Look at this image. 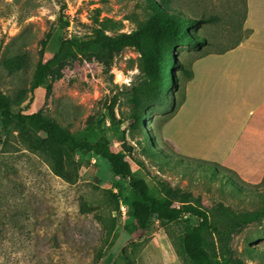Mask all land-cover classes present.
Instances as JSON below:
<instances>
[{"label": "rangeland", "instance_id": "1", "mask_svg": "<svg viewBox=\"0 0 264 264\" xmlns=\"http://www.w3.org/2000/svg\"><path fill=\"white\" fill-rule=\"evenodd\" d=\"M155 1L196 20L188 33L200 43L178 48L179 64L223 52L248 35L245 0ZM147 18L146 0H0V93L14 113H39L76 138H106L175 207L199 203L210 218L208 248L222 264H264V215L238 226L231 220L264 208V183L234 188L223 171L171 155L173 146L161 137V122L172 112L166 105L181 98L179 64L170 70L176 87L166 89V105L151 108L137 128L124 100V87L140 75L133 49L104 61L76 54L49 74L47 86L29 90L38 65L61 41L131 33ZM139 199L100 157H68L43 135L0 116V264H191L181 238L195 219L153 221L139 232L129 209Z\"/></svg>", "mask_w": 264, "mask_h": 264}, {"label": "trees", "instance_id": "2", "mask_svg": "<svg viewBox=\"0 0 264 264\" xmlns=\"http://www.w3.org/2000/svg\"><path fill=\"white\" fill-rule=\"evenodd\" d=\"M161 2L146 0L147 21L131 33H122L112 38L104 35L96 36L89 42L61 41L53 56L38 65L29 88L30 92L47 86L49 74L76 54H90L97 60L104 61L113 53L130 48L139 55L141 67L137 80L124 87V100L128 107L131 126L137 128L142 125L151 108H164L168 99L166 89L176 87V77L170 70L175 64H179L175 61L178 48L185 47L189 43L195 46L200 43L188 33V30L195 26L196 20L165 9L161 6ZM180 67L182 68V65ZM173 99L171 97V103ZM0 116L3 121H13L17 127L43 135L46 140L62 148L68 157H73L75 154H93L105 160L111 172L115 176L127 179L129 187L139 195V200L129 204L130 214L139 232L146 231L153 221L172 223L183 215L195 219L196 223L189 227L181 238L184 255L191 264H222L208 248L205 235L210 230L211 223L207 212L200 204L183 201L179 207H175L171 199L157 197L145 181L135 175L125 155L114 150L106 138L101 137L94 141L83 137L76 138L39 113H14L7 98L1 93ZM201 162L208 169L223 171L225 174L223 178L231 181L234 188L248 187L233 171L206 161ZM53 170L57 172L55 168ZM260 215H264V208L260 212L231 216V220L238 226L253 221ZM226 217L229 221L230 217Z\"/></svg>", "mask_w": 264, "mask_h": 264}, {"label": "crops", "instance_id": "3", "mask_svg": "<svg viewBox=\"0 0 264 264\" xmlns=\"http://www.w3.org/2000/svg\"><path fill=\"white\" fill-rule=\"evenodd\" d=\"M245 3L243 40L180 64L181 98L166 106L172 112L161 137L181 158L215 163L256 185L264 177V0Z\"/></svg>", "mask_w": 264, "mask_h": 264}]
</instances>
